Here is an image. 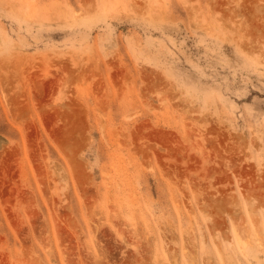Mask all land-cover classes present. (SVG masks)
Masks as SVG:
<instances>
[{
  "label": "rangeland",
  "instance_id": "374dc122",
  "mask_svg": "<svg viewBox=\"0 0 264 264\" xmlns=\"http://www.w3.org/2000/svg\"><path fill=\"white\" fill-rule=\"evenodd\" d=\"M0 264H264V0H0Z\"/></svg>",
  "mask_w": 264,
  "mask_h": 264
}]
</instances>
